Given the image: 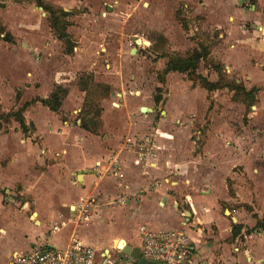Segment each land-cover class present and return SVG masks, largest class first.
<instances>
[{"label":"crops","instance_id":"obj_1","mask_svg":"<svg viewBox=\"0 0 264 264\" xmlns=\"http://www.w3.org/2000/svg\"><path fill=\"white\" fill-rule=\"evenodd\" d=\"M179 1L184 10L190 9L189 19L198 20V26L187 32L185 21V28L178 23L174 34L179 47L206 48L208 58L221 64L246 91H252L254 111L246 112L229 96L227 106L220 107L215 93L223 91L208 93L191 82L180 83L178 77L183 76L179 73L165 76L167 95L153 97L150 89L140 88L139 82L146 78L135 76L121 90L120 76H115L104 85L110 87L109 96L118 100L107 101L100 108V125L94 135L82 128L86 93L79 85L80 77L91 76L95 70L92 56H86L85 50L79 53V48L75 54L65 53L64 48L54 52L56 43L63 44L50 28L47 13L35 1L29 5L23 0H0V50L4 51H0V115L26 105L22 113L25 133L12 117L4 123L0 119V217L21 212L26 221L33 222L32 216L48 214L46 221L53 222L55 209H73L80 199L92 196L97 206L83 223H91L104 211H115L119 223L108 239L98 244L102 251L123 254L115 245L117 240L139 248L143 229H180L193 243L197 262L264 264V230L257 225L264 217V0H255L253 5L250 0ZM152 9L149 25L159 23V30L170 35L158 16L161 6ZM37 10L46 16L42 18ZM194 32L206 35V44L186 39ZM5 36L11 42H6ZM166 61L158 60L155 70L162 72ZM202 76L217 80L215 74ZM150 79L154 81L152 75ZM171 79L181 89L188 86L189 92L203 91L202 108L179 113L171 96ZM57 86L67 94L59 111L52 112L41 100ZM151 87L161 89L155 83ZM136 92L138 96L133 97ZM208 94L213 96L206 104ZM232 105L240 111L236 129L228 125ZM142 107L150 111L142 113ZM189 112L194 118L203 115L211 119V125L204 132L192 131L194 121L186 119ZM180 119L187 121V126L182 123L173 128V123L180 125ZM144 136H150L156 146L146 163L125 147L127 137ZM110 161L115 162L114 168ZM2 192L33 201L34 213L28 216L24 210L3 206ZM55 202L63 207L56 208ZM59 219L56 221L61 223L52 226L53 233L65 223ZM43 222L38 220V226ZM54 226L58 229L53 230ZM8 233L0 221V237ZM35 244L14 247L2 259L7 262L13 254Z\"/></svg>","mask_w":264,"mask_h":264},{"label":"rangeland","instance_id":"obj_2","mask_svg":"<svg viewBox=\"0 0 264 264\" xmlns=\"http://www.w3.org/2000/svg\"><path fill=\"white\" fill-rule=\"evenodd\" d=\"M23 1H26L29 5H33L32 3H34V0ZM43 2L50 6L52 5L56 9H65V12L70 14L66 20L70 24L67 32L70 33L71 40L75 43L72 53L75 54L76 48H79L77 50L79 53L85 50V55H91L94 60L95 70L91 75L93 81H87L86 108L90 110L96 108L100 109L107 101L113 99L118 100V98L113 95L112 97L109 96L111 94L110 87L104 85V82L111 81L112 79L114 80L115 76H120V79L117 80L120 89L123 87L126 88L128 83L134 80L136 76L140 79L146 78L144 82L141 83L140 81L139 85L140 88L146 92L150 89L152 97L161 96V93L162 96L167 95V83L159 84L161 78L159 79L157 75L161 71L155 70L158 64L157 61H163L164 58L166 60L174 55L186 57L190 55L192 51L196 50L195 47H188L186 50L180 48V40L174 34L175 28L177 26L180 27L178 21H182L184 17L188 19H183L186 23V29L188 28L185 32L198 26L197 19H189L188 17L190 9L184 10L179 0H43ZM160 6L161 9L158 10L159 15L158 13L157 15L163 19L162 22H164L168 28V33L170 34L168 36H165V34L159 30V23L155 26L149 25V17L152 16L151 12L155 11L152 7L157 8ZM107 7H110V12L107 11ZM37 12L42 18L46 16L45 13L39 10H37ZM0 29H2L1 26ZM79 29L82 30V33L79 32ZM186 39L191 42L201 40V44H206L207 41L206 35L197 32H194V35L191 37H186ZM137 40L141 42L139 45L136 44ZM59 48L63 51L64 46L62 45V47H60L59 43H56L53 48L54 52H57ZM132 50H135V52L132 53ZM217 63V61L210 58L200 61L196 73L200 75L215 74L216 78H218L217 73L213 70V65ZM109 65H111L110 68ZM113 66H115V71ZM119 71L120 74H118ZM137 71H139V73H137ZM50 72H52V70ZM151 75L154 78L153 82L150 81ZM179 75L183 77H178L180 78L178 82L182 83L181 81H187L191 82L193 85H198L197 82L188 80L185 74ZM223 75L227 82H236V78L228 75L225 69ZM82 78L86 79L85 76ZM174 82L171 79L170 91L173 97V103L176 109L178 108L179 113H184L189 109H197V107L199 109L202 108L205 101L203 91L192 90L189 92L191 89L190 87L187 86L186 89H181L178 84ZM154 83L159 85V87L161 86V89L156 91V88L151 87ZM77 88L79 87L77 86ZM221 91L223 92H214L220 107L223 108L227 106V96H229L233 103L242 106L246 112L254 111L252 107L255 105L249 106L246 101H243V95L238 94L236 100L233 101L232 96H234V92L227 89ZM120 93L121 92H119V94ZM137 93L138 92H136V94L133 93V97H136ZM207 96L206 104L210 102V98L213 94H208ZM115 107H117L116 104ZM207 107L209 108L210 104ZM228 110L229 128L236 129L239 127L240 121L238 116L240 112L239 107L232 105ZM157 115L160 116V112H157ZM186 115L187 120L194 121L192 131L200 130L204 132L212 123L211 119L208 120V118L203 115L196 118H194L191 112ZM91 116L92 114L89 118ZM5 121L6 118L3 119L2 123ZM178 123H180V125L173 123L172 127H180L182 123L184 124L182 126H187V121H183V119H180ZM3 126L6 125L3 124ZM28 128L31 130V127ZM2 194L3 206L24 210L28 216L34 213V202L26 199L25 196L22 197L4 192H2ZM127 203L129 202L127 201ZM59 207L63 206L56 204V208ZM113 208L115 210V207ZM73 212L74 210L67 207H64L62 210L55 209L53 211V214H55L54 218H52L53 222L46 221L48 219V214H41L39 217H36V215L32 216L30 219L33 222L36 221L37 226L34 225L33 222L26 221L21 212L20 214L17 212L12 216L3 214L2 217H0V221L4 222V226L9 233L6 237H0V264L6 261L2 258L6 257L7 253L14 247L19 249L30 242H35L36 244L50 243L56 248H65L72 238H76L93 246L95 250L102 252V249L97 248L99 246L98 244L100 242L101 244L105 242L110 236L111 231L115 230L119 225V223L115 221V211H111L112 213L104 211V213L95 219H91V223L87 224L79 222L76 214ZM62 214L65 216L64 219L59 216ZM58 217L65 220V223L60 227L58 232L53 233L51 230L53 224L56 223L59 225V223H61V221H59V223L56 221ZM38 220H43L45 222H43L41 226H38Z\"/></svg>","mask_w":264,"mask_h":264},{"label":"built area","instance_id":"obj_3","mask_svg":"<svg viewBox=\"0 0 264 264\" xmlns=\"http://www.w3.org/2000/svg\"><path fill=\"white\" fill-rule=\"evenodd\" d=\"M125 147L135 151L140 162H147L155 153L156 146L150 136L141 138L127 137ZM112 168L115 162L110 161ZM121 202L127 204L125 199ZM97 199L89 196L80 199L74 208L79 222H86ZM186 222L184 223V225ZM57 226L53 230H57ZM139 259L152 264H204L193 259L194 247L184 230L149 231L143 229L140 234ZM238 249L235 248V251ZM123 254L99 252L72 238L65 248L49 247L46 244H35L25 252L13 254L4 264H140Z\"/></svg>","mask_w":264,"mask_h":264},{"label":"trees","instance_id":"obj_4","mask_svg":"<svg viewBox=\"0 0 264 264\" xmlns=\"http://www.w3.org/2000/svg\"><path fill=\"white\" fill-rule=\"evenodd\" d=\"M38 7H41L47 13V19L50 25V28L54 31L57 39L62 42L64 46V52L67 54L72 53V49L75 47L74 42L71 40L70 35L67 33V28L70 26L69 22L66 18L70 15L69 13L63 11L62 9H56L50 5L45 4L42 0H34ZM253 5L255 0H250ZM179 23L183 28H185L184 21L179 20ZM4 40L6 42H11V38L9 36H5ZM209 52L206 48L201 47L199 50H194L192 53L186 57H181L178 55H174L172 57L167 58L165 67L162 72H160L157 77L160 79L159 83H165V76L168 73H179L185 74L187 79L190 81L197 82L201 89H204L208 93L219 91L223 89H227L231 92H234V96H232V100H236L238 94L244 96V100L251 106L254 102L252 97V91H246L245 88L236 82H227L225 79L223 72L224 68L221 64L217 63L213 65V70L217 73V80L215 82L209 81L207 78L203 77L200 74H197V68L199 66V62L208 59ZM87 79V80H86ZM86 79L82 77L79 78V85L82 91L86 93L88 89V82L93 81L91 76L86 75ZM156 89V91H158ZM67 90L57 86L53 90V92L49 95L46 100H41V103L46 106L52 112H58L61 106L62 99L66 96ZM157 97H155L156 101ZM26 105L18 109L16 112H12L7 114L6 116L0 115V119L3 121L4 118L12 117L20 126L23 133L26 132V127L24 123V119L22 117V113L25 109ZM101 110L96 108L94 110H90L86 108V99L85 104L82 109V117L81 124L82 128L87 132L97 135L98 128L100 125L99 117ZM92 116L89 118V116ZM85 116V117H84ZM264 230V217L261 222L257 224Z\"/></svg>","mask_w":264,"mask_h":264},{"label":"water","instance_id":"obj_5","mask_svg":"<svg viewBox=\"0 0 264 264\" xmlns=\"http://www.w3.org/2000/svg\"><path fill=\"white\" fill-rule=\"evenodd\" d=\"M39 9L41 10V8H39ZM140 43H141V42H140L139 40L136 41V44H137V45H139ZM134 52H135V50H132V53H134ZM140 111H141L142 113H145V112H149L150 110H147V108L142 107V108L140 109ZM121 242H122V240H117V241H115V245H116V247H117L119 250H121V252H122L124 255H126V256H128V257H130V258H132V259L138 260V259H139V249H138V248L131 247V246H127L125 243H123V246L119 248L118 246H119V244H120ZM49 247H52V246H49ZM139 263H140V264H152V263H150V262L146 263L145 260L142 259V258L139 259Z\"/></svg>","mask_w":264,"mask_h":264},{"label":"bare ground","instance_id":"obj_6","mask_svg":"<svg viewBox=\"0 0 264 264\" xmlns=\"http://www.w3.org/2000/svg\"><path fill=\"white\" fill-rule=\"evenodd\" d=\"M72 210H74V208H73ZM122 246H123V242H121V243L119 244V248L122 247Z\"/></svg>","mask_w":264,"mask_h":264}]
</instances>
